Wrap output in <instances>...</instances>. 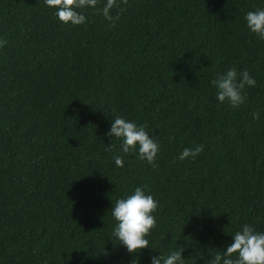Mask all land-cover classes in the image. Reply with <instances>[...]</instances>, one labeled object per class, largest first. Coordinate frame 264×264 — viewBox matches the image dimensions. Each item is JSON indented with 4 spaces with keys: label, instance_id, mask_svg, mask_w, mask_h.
Instances as JSON below:
<instances>
[{
    "label": "trees",
    "instance_id": "trees-1",
    "mask_svg": "<svg viewBox=\"0 0 264 264\" xmlns=\"http://www.w3.org/2000/svg\"><path fill=\"white\" fill-rule=\"evenodd\" d=\"M105 2L73 25L0 0V264H209L244 224L264 233V40L245 20L264 0H117L115 26ZM230 68L256 81L239 108L212 84ZM115 116L147 126L156 167L106 135ZM136 187L159 206L132 254L111 208Z\"/></svg>",
    "mask_w": 264,
    "mask_h": 264
},
{
    "label": "clouds",
    "instance_id": "clouds-1",
    "mask_svg": "<svg viewBox=\"0 0 264 264\" xmlns=\"http://www.w3.org/2000/svg\"><path fill=\"white\" fill-rule=\"evenodd\" d=\"M121 2L124 5L128 4V0H121ZM45 4L56 9L55 15L61 22L81 25L86 22V17L78 9L95 8L98 0H45ZM114 7L120 8L117 0H106L103 7L99 9L112 26H115L120 19L119 13L116 16L111 14ZM123 10L120 9V11ZM245 20L250 31L264 40V9L249 11ZM6 45L7 40L0 39V48ZM212 84L217 89L218 101L222 103L227 101L231 107L239 108L246 99L243 90L246 86L254 87L256 81L247 70L238 73L235 68H230L213 79ZM253 118L259 119V114L253 113ZM146 128V125H138L121 116H115L106 135L121 139L124 153L136 151L140 160L156 167L155 161L160 145ZM203 150V145L186 147L179 159L185 160L189 157L195 159ZM113 159L118 167H123L121 156L116 155ZM158 206L156 199L146 194L142 187H136L131 195L117 199L113 204L111 214L118 223L112 235L129 253L135 254L149 248V240L146 237L156 226L154 213ZM232 236L233 241L226 246V250L223 253H217L209 264H264V233L257 232L250 224H244L242 229ZM234 255L235 259H233ZM151 264H184L182 251H173L167 257L153 256Z\"/></svg>",
    "mask_w": 264,
    "mask_h": 264
}]
</instances>
